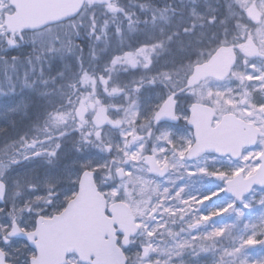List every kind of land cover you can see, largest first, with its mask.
<instances>
[{"label":"snow or ice","instance_id":"obj_1","mask_svg":"<svg viewBox=\"0 0 264 264\" xmlns=\"http://www.w3.org/2000/svg\"><path fill=\"white\" fill-rule=\"evenodd\" d=\"M20 114L0 264H264V0H0Z\"/></svg>","mask_w":264,"mask_h":264},{"label":"rangeland","instance_id":"obj_2","mask_svg":"<svg viewBox=\"0 0 264 264\" xmlns=\"http://www.w3.org/2000/svg\"><path fill=\"white\" fill-rule=\"evenodd\" d=\"M15 123V128H12L11 125ZM31 120H29L26 116L20 114V115H15L12 120H9L7 124L3 121L2 118H0V129H7L9 132V135L15 136L17 133L23 134L28 131L29 127L31 126ZM3 134H0V145L3 144V141L6 139ZM257 206H258V199H257ZM247 211V210H246ZM227 213L225 214V222L226 223H231L230 220H227ZM214 219H219V218H214ZM247 223V221H245ZM222 226V225H221ZM227 243V241H225ZM258 247V246H257ZM207 254H201V256H205ZM189 259H197V257H191ZM201 264H211V257L209 255V258L207 260H201Z\"/></svg>","mask_w":264,"mask_h":264}]
</instances>
